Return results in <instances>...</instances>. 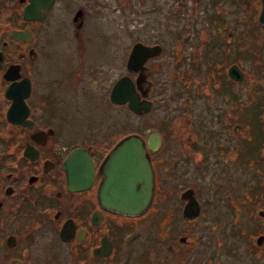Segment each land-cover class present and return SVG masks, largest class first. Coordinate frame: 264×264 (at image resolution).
<instances>
[{"label": "flooded vegetation", "instance_id": "af4514ba", "mask_svg": "<svg viewBox=\"0 0 264 264\" xmlns=\"http://www.w3.org/2000/svg\"><path fill=\"white\" fill-rule=\"evenodd\" d=\"M131 1L116 0L110 10L120 13ZM209 4L210 0L198 23L191 21L193 34H178L177 27L168 39H151L143 33L129 39L124 34L114 50L117 54H112L120 56L123 70L111 77L103 65L85 63L83 58L90 53L92 41L86 28L94 26L99 13L109 6L106 1L0 0V264H124L129 255L122 259L121 253L129 252L126 246L141 222L148 229L158 228L157 236L163 241L170 235L168 229L176 224L175 230L181 227L180 234H172L161 246L164 262L193 264L194 223L226 216L230 203L241 208L243 193L258 204L254 221L257 231L261 227L245 248H254L255 258L264 257L260 246L264 239V89L258 78L248 77L242 64L243 58H251L254 66L249 69H264V27L258 21L262 2L214 0L208 8ZM253 32L260 46L253 44ZM58 37L60 41L66 37L62 67L72 65L65 72L50 70L51 44ZM136 42L160 48L142 61L140 71L127 65ZM166 44L170 45L168 54H173L172 77L184 80L185 92L171 108V117L176 119L168 126L173 133L158 128L136 133L145 140L150 130L158 132L156 145H145L153 171L151 201L146 210L133 216L105 209L98 202V186L104 177L100 164L113 145L129 134L113 136L111 115L119 104L109 99V90L117 78L126 76L140 98L150 101L149 110L139 115L150 113L154 74L163 67ZM101 47H95L96 53ZM90 81L100 82L94 92L104 115L96 113V118L83 117L79 122L75 101L79 95L91 94L86 86ZM242 82L248 87L243 88ZM18 98L26 106L25 124L10 121L6 114L15 104L19 115ZM120 105L129 109L125 102ZM206 115L212 123L208 130L203 128ZM76 148L87 152L92 166L91 180L82 187L68 181L64 166L66 155ZM237 168L251 170V192H242L243 185L235 183ZM188 196L198 204L193 217L184 215ZM210 201L212 209L206 208ZM238 214L241 210L230 212L231 222ZM213 227L210 223L206 230ZM152 251L148 260H157L153 246Z\"/></svg>", "mask_w": 264, "mask_h": 264}, {"label": "rangeland", "instance_id": "374dc122", "mask_svg": "<svg viewBox=\"0 0 264 264\" xmlns=\"http://www.w3.org/2000/svg\"><path fill=\"white\" fill-rule=\"evenodd\" d=\"M104 1H106V7L107 5L109 6L104 10V12L99 13L98 19L94 20V26H88L86 28L87 34L91 35L92 41L88 43L90 53L83 54V58L85 63L103 65L109 72L110 76L114 77L118 73H122L123 70L120 56H113L117 54L114 50L118 49L120 46L119 42H121L123 39L122 36L124 34H129V39L138 36V34L141 33L149 34L151 36L149 38L151 39L155 36L161 39H168L173 31L174 33L176 32L174 30L176 29L175 27H177L176 33L178 34L184 35L187 34V32V35L193 34L194 32H192L190 29V23L192 20L196 21L197 23L201 20L200 18L202 17V9L204 7V13L207 12L206 6L209 0H146L143 3L139 2L138 0H134L133 2L131 1V4H125V8L120 13L116 9H114L116 11L110 10V6L112 8L113 5H115L116 0ZM213 2L214 0H210L208 8L213 4ZM150 5H153L154 8L149 7ZM127 9H129V11ZM188 24L189 26H186ZM208 25L211 27V23ZM252 34L253 37H255L253 44L255 46H260V44L257 43L258 37H256L255 32ZM62 38L63 41H60L58 37L56 40H54V43L51 44V51L49 50V54L52 56L50 58L51 71L58 70L59 72H65L72 67V65L65 63V68L62 67L66 56L64 55L61 47L66 41V37ZM194 39L195 38L193 37L192 39H189V41H193ZM51 42L52 41L49 40V43ZM103 45L104 47H101ZM95 47H101L102 51L96 53L97 49H95ZM166 47L167 54L163 56V67L154 74V76H156V82L151 92L152 98L154 99V106L151 112L146 115H139L131 112L129 109L126 110L121 105H114L111 116H113L114 120L113 136L115 138L120 136L122 133L127 132H137L144 134L148 128H158L162 131V133H173L170 131V127L168 126V124H172L173 126V122L176 119V117H171V108L174 105V99H179L185 92V86L184 80L178 82V79L174 78L176 75L172 77V73L174 72L171 65L173 54H168L170 51V45L166 44ZM91 51L93 52L91 53ZM112 54L114 55L112 56ZM251 61V58L250 60L243 58L242 64L246 67V70H248L247 75L248 77L252 75L258 78L261 81V86L264 89V69H259L257 67L249 69V66H254ZM78 63L79 59L76 58V65H78ZM184 67L185 65L183 64V69H185ZM199 71H202V69H198L197 72ZM98 83L100 82H87L86 86L89 88V90H92L91 94L88 93L87 95H79L78 100L75 101L77 103V107L79 108L78 118L76 119L77 121L80 120L79 122H83V117L91 119L96 118V113L98 115L100 113L104 115V112H101V101L96 97V92H94L98 90ZM242 86L243 88L248 87L247 84H243V82ZM100 90L101 89H99V91ZM242 95H245L243 91ZM88 104H90L91 107H89ZM253 110L257 111L258 109L255 108ZM181 111H184V106H182ZM248 112L250 113L251 117L255 119L253 111L249 109ZM204 117H206L205 119L207 122L203 128L208 130L210 129L212 123L208 115ZM182 133H185V131ZM208 133H211L210 130ZM235 176V183L239 186L240 183L243 185L242 192H251V170L246 171L237 168L235 171ZM234 189L235 188L231 189L232 192H234ZM241 201V208L239 206L236 207L234 203H230L229 205L232 208L231 210H226V216L221 214L217 218L205 217L198 219V222L194 223L193 232L196 236V243L193 244V264H264V257L255 258L254 248H245L247 244L253 241L252 238L249 237H251L258 228L257 223L249 218L246 213L248 212V214H252V209L259 208L258 204L255 201H252L253 204L247 205L243 203V200ZM212 204L213 201H210L206 208L210 206L211 208L209 209H212ZM225 207L227 209L228 205ZM237 210H241V214L232 217V222H234V219L238 218L236 223H232L230 212L232 214V212ZM210 223L214 225L211 231L206 230V227H208ZM147 226L148 225L142 224L141 222L135 230L132 238L128 241L126 248L129 247V252L124 254V251H122L121 253L122 259H126V257L129 255V259L125 261L124 264H149L150 262H152V264H169V262H164V252L162 251L161 246L165 245L169 241L172 234L174 236L180 234L181 227H178V229L175 230V227L177 226L176 224L173 228L168 229L170 231V235L163 241L157 236V234H160L158 228L154 227V229H148L149 227ZM163 230L166 229L164 228ZM259 232H261V227L255 233V235H258ZM248 239L250 242L247 241ZM150 242H152V245H150ZM152 246L155 248L158 256L156 257L157 260L153 261H151V258H149V260L147 258L148 254H153ZM260 246L264 249V239L262 240ZM263 249L262 253H264ZM179 251L180 250L178 247L177 253H179ZM142 252L144 254H142ZM190 254V252H188V254H184L185 258H188V255ZM143 258H146V260ZM207 258H213L216 261H207Z\"/></svg>", "mask_w": 264, "mask_h": 264}, {"label": "water", "instance_id": "95a60500", "mask_svg": "<svg viewBox=\"0 0 264 264\" xmlns=\"http://www.w3.org/2000/svg\"><path fill=\"white\" fill-rule=\"evenodd\" d=\"M261 2L258 21L264 27V0ZM159 51L158 45L146 46L139 42L134 43L127 60L128 68L140 71L142 61L147 56L157 54ZM139 77L138 74L137 84ZM6 92L10 93L9 86L6 88ZM109 99L115 104L125 102L127 107L135 113L146 112L150 108V101L140 98L133 82L126 76H120L113 82L109 90ZM18 102V106L21 108L19 115L15 110V104L8 107L6 114L10 121L25 124L26 106L22 99H19ZM157 133L155 129L150 130L145 140L136 133L127 134L119 139L105 155L100 164L104 177L98 186V202L101 207L132 216L146 210L153 191V171L145 145L153 148L158 140ZM64 163L67 179L75 187L86 186L91 180L92 166L85 150L73 149L66 155ZM188 199L184 215L193 217L197 214L198 204L192 196H188ZM258 214L261 215L262 211L259 210ZM260 238L261 235L257 241Z\"/></svg>", "mask_w": 264, "mask_h": 264}, {"label": "trees", "instance_id": "16d2710c", "mask_svg": "<svg viewBox=\"0 0 264 264\" xmlns=\"http://www.w3.org/2000/svg\"><path fill=\"white\" fill-rule=\"evenodd\" d=\"M241 200H243L244 202L243 203H245V204H247V205H250V204H253V200H251L248 196H247V194H243L242 196H241ZM240 200V201H241ZM242 202V201H241ZM241 205V204H240ZM243 205V204H242ZM249 207H251V206H249ZM248 207V208H249ZM249 216H251V215H253L251 218H252V220H254V219H257L258 218V216H257V213H256V211H255V209H252V214H248Z\"/></svg>", "mask_w": 264, "mask_h": 264}]
</instances>
